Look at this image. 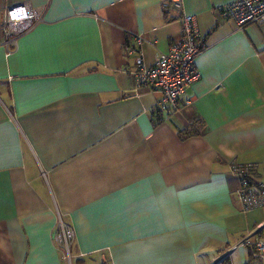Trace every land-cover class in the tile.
Here are the masks:
<instances>
[{
    "label": "crops",
    "instance_id": "1",
    "mask_svg": "<svg viewBox=\"0 0 264 264\" xmlns=\"http://www.w3.org/2000/svg\"><path fill=\"white\" fill-rule=\"evenodd\" d=\"M166 0H0V264H260L264 208L243 212L231 164L264 178V24L237 30L232 0H182L201 49L176 106L136 86L179 38ZM40 18L4 46L5 10ZM12 47V46H10Z\"/></svg>",
    "mask_w": 264,
    "mask_h": 264
},
{
    "label": "built area",
    "instance_id": "2",
    "mask_svg": "<svg viewBox=\"0 0 264 264\" xmlns=\"http://www.w3.org/2000/svg\"><path fill=\"white\" fill-rule=\"evenodd\" d=\"M164 7L180 12L179 38L149 67L143 62L140 38H135V45L127 46L125 52L134 60L135 85L158 91L161 94L160 105L173 107L185 89L199 79L194 61L201 44L195 17L183 13L182 0H166ZM220 13L237 30H244L252 24H264V0H232L223 6ZM39 20V16L27 4L11 6L5 10L2 27L7 54L13 51L17 38L31 30ZM230 168L239 180L235 195L243 212L264 208V178L258 175V167L255 164L233 163ZM56 214L57 226L53 241L61 249L63 259L70 264L73 232L61 216ZM239 245L249 246L253 257L264 264V239L247 237Z\"/></svg>",
    "mask_w": 264,
    "mask_h": 264
},
{
    "label": "rangeland",
    "instance_id": "3",
    "mask_svg": "<svg viewBox=\"0 0 264 264\" xmlns=\"http://www.w3.org/2000/svg\"><path fill=\"white\" fill-rule=\"evenodd\" d=\"M261 239H264V238H261ZM70 254V264H74V261L72 260V255L71 253L69 252ZM64 261L66 262V264H68V262L64 259Z\"/></svg>",
    "mask_w": 264,
    "mask_h": 264
}]
</instances>
